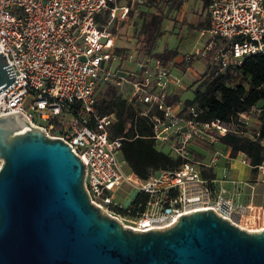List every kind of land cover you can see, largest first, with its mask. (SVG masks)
Listing matches in <instances>:
<instances>
[{"label": "built area", "instance_id": "built-area-1", "mask_svg": "<svg viewBox=\"0 0 264 264\" xmlns=\"http://www.w3.org/2000/svg\"><path fill=\"white\" fill-rule=\"evenodd\" d=\"M207 2L209 27L203 33L210 41L177 63L197 79L200 74L191 63L198 58L207 56L204 71L216 75L230 64L238 65L244 55L264 54V0ZM105 11L106 21L96 23L95 16L102 19ZM126 13L127 6L119 0H0V53L13 74L11 84L0 91V115L18 112L47 136L65 142L84 166L89 202L122 227L161 229L181 214L211 209L239 228L257 230L258 206L237 201L239 182L229 180L226 167L219 177L212 170L221 158L228 159L216 147L218 137L237 131L256 140L258 127L250 124V117L264 112V105L237 113L225 125L199 120L195 105L168 101L182 87L169 65L136 50L127 56L113 52L109 27ZM125 57L131 59L129 67L110 68L114 59ZM100 83L126 88L124 96L140 106L138 113L148 119L154 142L181 160L176 169L154 171L144 180L122 173L115 158L120 138L109 137L113 115L101 113L96 101ZM192 143L209 147L208 157L193 159ZM255 168L264 175V163ZM222 182H229L230 189ZM122 185L129 192L118 204L112 195Z\"/></svg>", "mask_w": 264, "mask_h": 264}, {"label": "water", "instance_id": "water-1", "mask_svg": "<svg viewBox=\"0 0 264 264\" xmlns=\"http://www.w3.org/2000/svg\"><path fill=\"white\" fill-rule=\"evenodd\" d=\"M12 80L0 53V91ZM83 178L65 142L18 112L0 115V264H264V227L200 209L133 231L89 202Z\"/></svg>", "mask_w": 264, "mask_h": 264}, {"label": "trees", "instance_id": "trees-1", "mask_svg": "<svg viewBox=\"0 0 264 264\" xmlns=\"http://www.w3.org/2000/svg\"><path fill=\"white\" fill-rule=\"evenodd\" d=\"M133 1L137 2H132V4L141 3L145 8L138 12L139 25L135 31V50L138 53L151 55L153 42L161 34L160 25L163 14L159 5L163 4V6L176 10L182 0ZM128 3L129 0H126V6ZM207 3V0H200V12H204ZM107 17L108 12L105 11L103 18L99 19L97 15L95 21L101 23L106 21ZM208 27L207 18L191 26L196 30H206ZM110 30L114 31L112 27ZM118 50L114 49L113 52ZM176 54L174 50L165 49L151 56L166 63ZM195 81L197 86L192 99L183 101V104L195 105L200 110L199 120H218L225 125H230L237 113L246 111L253 105H264V54L244 55L238 65L230 64L216 75H213L212 70L207 69ZM177 99L178 95L175 94L168 98V101H177ZM96 101L101 113L113 115L109 137L120 138L118 154L127 165L129 172L144 180L154 171L173 170L180 165L181 160L177 156L169 152L163 153L156 148V143L151 137L152 131L148 119L138 113L140 106L122 98L115 86L100 83ZM263 114L264 112H260L257 116L260 125L259 136L256 140L237 131H227L218 137L219 144L228 147L230 157L241 154L254 172L257 165L264 163ZM258 139H263V143H260ZM206 176L212 177L213 174H206ZM137 200L139 196L136 197L134 203ZM115 211V213H123L120 209H115Z\"/></svg>", "mask_w": 264, "mask_h": 264}, {"label": "rangeland", "instance_id": "rangeland-1", "mask_svg": "<svg viewBox=\"0 0 264 264\" xmlns=\"http://www.w3.org/2000/svg\"><path fill=\"white\" fill-rule=\"evenodd\" d=\"M132 2L136 3L137 1L129 0V3L127 4L128 13H126V17L123 20H113L111 26L109 27V31H111V27L114 29L113 32L111 31L113 35V50L119 49L115 52L124 53V56H127L131 51H135V31L139 25L138 12L140 10H145L141 3L132 4ZM119 4L126 6V0H119ZM159 7L161 8L163 14V19L160 25L161 34L155 38L153 42V46L151 48L152 54L161 53L166 49L174 50L178 56H183L185 54H190L195 50H199L204 46L206 38H209V36L207 34H201L200 30L191 28L195 22H201L204 18L203 12H200V0H182V3L176 10L163 6V4H160ZM131 59H134V56ZM131 59H127L126 57L121 61L114 59L110 64V68L129 67ZM191 68L199 76L195 67L192 66ZM174 73L181 78L182 86H184L178 91L180 92L179 99L181 101L191 100L193 92L197 86L195 79L198 77L196 78L188 73ZM118 91L119 89H117V92ZM156 148L163 153L168 152L165 147H159L156 145ZM204 149L208 150L209 148L205 147ZM202 153L201 154L205 157V159L209 155V153L206 154L204 151ZM115 158L122 173L128 174V167L124 161H122L118 153H116ZM128 192L129 189L125 185H122L115 193H113V201L121 204Z\"/></svg>", "mask_w": 264, "mask_h": 264}, {"label": "crops", "instance_id": "crops-1", "mask_svg": "<svg viewBox=\"0 0 264 264\" xmlns=\"http://www.w3.org/2000/svg\"><path fill=\"white\" fill-rule=\"evenodd\" d=\"M203 16H204V18L208 19V16L206 14V10H204ZM204 30H200L201 34H205V33H203ZM209 41H210V37L206 38L205 44H207ZM180 56H178V54H176L175 57H173L171 60L167 61L166 64L172 68L173 72H179L180 74H184L186 72H184L182 70V67L179 64H177ZM207 63H208V57L206 56V57H202V58H198V59L194 60L191 63V67L194 66L195 69L197 70V73L201 75L204 72ZM195 80H197V79H195ZM183 87L184 86H182L178 89H175L174 93L172 94V95H175V94L178 95L177 102L183 103V101H181L179 99V93L180 92H178ZM124 90H126L125 87L123 89H119L118 94L122 98L129 101L126 98L127 95L124 96V93H123ZM257 116L258 115H256V116L252 115L250 117V124L254 127L256 126L259 128L260 122H259ZM263 117H264V114H263ZM260 140H261L260 143H263V139H260ZM157 146H159V145H157ZM159 147H161V146H159ZM216 147L219 150H221L223 153H225L227 155L228 159L224 160L221 158L219 160L217 166L212 170L214 175L216 177H219L221 172H222V169H224L225 167L227 168L228 173H229V180H234L236 182H239V185H238L239 195L237 197L238 198L237 201L240 202L241 204L252 203L255 206H258V209L256 210V214L258 215L259 219L256 221V224L254 226L257 230H259L260 228H263L264 227V175L259 174L257 171L254 172L249 165L241 163V161L239 160L238 154L235 157H230L228 147L221 146L219 144V142H218V144H216ZM204 148H205L204 146H202V145L200 146L196 143L190 144L189 151L191 152V155L193 156L192 158L198 159L199 157L200 158L204 157L202 155L203 151H204V153L208 154L210 151V148L207 147V148H209L208 150H205ZM222 186L224 188L230 189V183L229 182H222Z\"/></svg>", "mask_w": 264, "mask_h": 264}]
</instances>
